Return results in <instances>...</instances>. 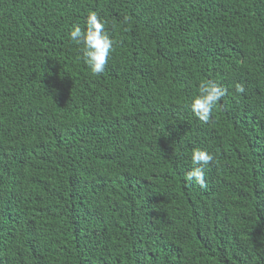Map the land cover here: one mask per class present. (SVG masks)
<instances>
[{
    "label": "trees",
    "instance_id": "16d2710c",
    "mask_svg": "<svg viewBox=\"0 0 264 264\" xmlns=\"http://www.w3.org/2000/svg\"><path fill=\"white\" fill-rule=\"evenodd\" d=\"M90 11L99 75L68 36ZM0 264H264V0H0Z\"/></svg>",
    "mask_w": 264,
    "mask_h": 264
},
{
    "label": "clouds",
    "instance_id": "9594fccd",
    "mask_svg": "<svg viewBox=\"0 0 264 264\" xmlns=\"http://www.w3.org/2000/svg\"><path fill=\"white\" fill-rule=\"evenodd\" d=\"M128 17L124 18V23ZM85 27L79 24L72 26L68 36L74 44L80 47L82 59L93 75L104 72L110 55L115 50L116 41L106 29L107 21L95 11H90L84 21ZM242 84L236 85V92L244 93ZM228 94V89L213 80L201 81L198 94L192 97L189 107L193 115L202 123L209 124L213 120V112L219 102ZM215 155L206 149L197 148L191 153L192 168L184 177L186 183H194L201 188H207L206 169L215 163Z\"/></svg>",
    "mask_w": 264,
    "mask_h": 264
}]
</instances>
